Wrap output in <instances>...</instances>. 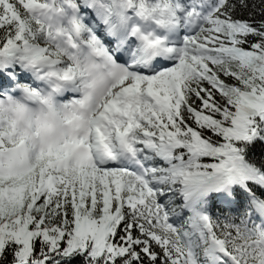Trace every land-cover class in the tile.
Returning <instances> with one entry per match:
<instances>
[{
  "label": "snow or ice",
  "instance_id": "obj_1",
  "mask_svg": "<svg viewBox=\"0 0 264 264\" xmlns=\"http://www.w3.org/2000/svg\"><path fill=\"white\" fill-rule=\"evenodd\" d=\"M0 264H264V0H0Z\"/></svg>",
  "mask_w": 264,
  "mask_h": 264
}]
</instances>
